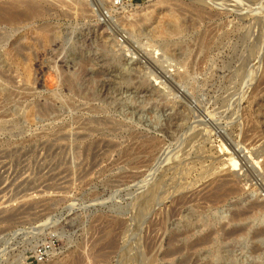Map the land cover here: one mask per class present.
<instances>
[{"label": "rangeland", "instance_id": "1", "mask_svg": "<svg viewBox=\"0 0 264 264\" xmlns=\"http://www.w3.org/2000/svg\"><path fill=\"white\" fill-rule=\"evenodd\" d=\"M22 1L0 20V264H264V0Z\"/></svg>", "mask_w": 264, "mask_h": 264}, {"label": "bare ground", "instance_id": "2", "mask_svg": "<svg viewBox=\"0 0 264 264\" xmlns=\"http://www.w3.org/2000/svg\"><path fill=\"white\" fill-rule=\"evenodd\" d=\"M29 2V1H28ZM27 4V1L26 2H23L22 0H0V20H4V21H7V20H13L15 19V16L16 15V11L14 12L13 8H14V5H17V4ZM14 4V5H13ZM24 4V5H25ZM26 7V10L29 12V13H36L38 10H37V7L33 4V3H28L27 5H25ZM200 12V11H199ZM19 14V13H18ZM21 14V13H20ZM19 14V15H20ZM22 15V14H21ZM171 22H174L173 21V18L171 19ZM159 33H166V30H164L162 27L160 28L159 30ZM136 49V48H135ZM143 142V141H142ZM137 147V146H136ZM230 177V176H229ZM233 179L230 178H226V179H222L220 180L219 182L217 181L215 185H213L212 183V186L211 184H209V186H211V188H209L207 190V192L204 194V196L206 195V197L214 200V199H218L220 198V196H223V199L227 197H224L225 194H227V192H229V190L231 191L232 187H227L226 185L227 184H234V182H232ZM229 182V183H228ZM232 182V183H231ZM154 185V184H153ZM154 186H152L150 189H147L149 190L148 191V194H147V198L144 199V201L142 202L143 205H141L142 208H145L148 206V204H150V202L153 200V192L155 191L153 189ZM156 187V185H155ZM207 187V186H206ZM227 188H230V189H227ZM203 189V188H202ZM206 189V188H205ZM233 191H236L235 189L232 190ZM231 192V193H232ZM230 193V194H231ZM155 195V194H154ZM186 195V194H185ZM184 195V197H185ZM190 197V196H189ZM204 197V198H206ZM183 199V198H182ZM181 199V200H182ZM207 199V198H206ZM202 200V199H201ZM205 200V199H204ZM211 200V201H212ZM203 201V200H202ZM217 201V200H216ZM177 202V201H176ZM212 204V203H211ZM254 204V203H253ZM150 206V205H149ZM251 207V206H250ZM262 234V233H261ZM263 235V234H262ZM46 249L47 247H45V252H46ZM37 252V251H36ZM76 261V260H75Z\"/></svg>", "mask_w": 264, "mask_h": 264}, {"label": "built area", "instance_id": "3", "mask_svg": "<svg viewBox=\"0 0 264 264\" xmlns=\"http://www.w3.org/2000/svg\"><path fill=\"white\" fill-rule=\"evenodd\" d=\"M36 255L41 259V257L43 255H45V248L41 247V248L37 249Z\"/></svg>", "mask_w": 264, "mask_h": 264}]
</instances>
